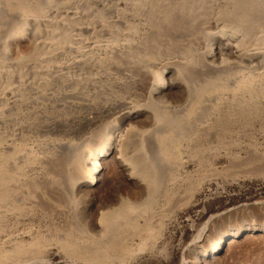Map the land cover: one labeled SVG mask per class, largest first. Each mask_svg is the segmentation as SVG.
I'll list each match as a JSON object with an SVG mask.
<instances>
[{
    "label": "bare ground",
    "instance_id": "bare-ground-1",
    "mask_svg": "<svg viewBox=\"0 0 264 264\" xmlns=\"http://www.w3.org/2000/svg\"><path fill=\"white\" fill-rule=\"evenodd\" d=\"M150 1L81 0L80 10L65 13L70 17L66 34L51 31L49 40L44 39L41 58L25 60L15 71L5 73L0 88V248L5 253L0 264H210L231 241L255 232L264 234V225L253 224L248 218L264 211V172L228 181L217 173L218 167L228 162V145L193 144L199 134H212L214 121L232 102L228 105V62L215 63L217 49L229 51L247 64L264 60V50L246 53L224 35L215 36L216 42H211L212 38L205 41L209 49L201 54L199 66L188 64L175 70L180 62L168 57L167 52L161 53L155 43V27L164 14L154 10ZM202 19L212 24L215 18L207 14ZM197 70L208 76L201 89L199 80L186 79ZM262 70L263 77L264 67ZM224 74L225 79L217 78ZM172 76L181 89L184 87L185 97L181 98L193 104L191 111L180 106L179 116L186 120L199 114L200 121L172 160L161 145L152 146L154 157L146 149L133 150L127 156L130 132L115 123L105 136L85 148L49 136L44 139L48 132L55 134L67 125L82 127L116 107H131L137 96L147 98L150 107L129 112L118 120L122 125L141 112L153 115L151 119L157 122L161 108L166 110H162L166 118L171 110L176 113L165 99L173 86ZM250 82L249 78L242 79L239 86L244 89L251 86ZM82 110H93L96 115H74ZM109 163H115L119 173L116 190L110 189ZM58 166L71 170L77 190L62 198L74 205L84 197L82 206L89 219L83 231L62 233L67 227L62 215L46 217L32 209H8L11 195L21 197L38 181L50 184L49 173ZM219 182H224V190L213 192L211 187L217 189ZM236 188L240 189L238 194L229 193ZM98 189L100 194H96ZM181 190L189 195L183 205L177 203ZM145 196L146 204L141 207L138 202ZM225 220L228 228L219 229ZM17 226L28 230L16 234ZM15 256L16 262L5 260Z\"/></svg>",
    "mask_w": 264,
    "mask_h": 264
},
{
    "label": "rangeland",
    "instance_id": "rangeland-1",
    "mask_svg": "<svg viewBox=\"0 0 264 264\" xmlns=\"http://www.w3.org/2000/svg\"><path fill=\"white\" fill-rule=\"evenodd\" d=\"M152 1L153 0H151L150 3H153V9L160 11L161 14H164L162 15L161 21L159 20L160 22L158 21L155 27V36L158 38L157 39L154 37L155 43L158 44V48L160 47L159 49L161 50V53L165 54L167 52L166 54L168 57L172 56L173 58H176L178 62H180L178 64L179 66L177 65V67H175V70H181L184 65L188 64L195 67L199 66L200 62L203 61L201 54L205 51V49L206 51L209 49V47H206L205 41L213 39L211 42H216L217 39L223 35L228 38L229 43L231 42V44L240 47L246 53L248 51L249 53H252L256 50H259L260 48L264 50V0H214V2L211 0H204V2L203 0ZM81 8V0H0V88L2 84L1 81H3L5 73L12 70L15 71V68L19 66L18 64H21V62L25 60H30L32 62L43 56V42L45 40L47 41V39L49 40L48 37H51V31H58L61 35L64 33L66 34V23H68V18H70L67 17V14L73 9V11H75L76 9L80 10ZM66 12L67 14L65 15ZM207 14H212L214 16L215 19L212 24H205L203 21L202 18ZM156 28L158 29L156 30ZM219 50L220 51L217 49L216 51L218 52V58L216 59L215 63L218 64L222 61L228 62V105L231 101L232 102L228 106V109L224 110L222 114L214 121V123L217 125L213 123L214 126L211 130L212 134H199L198 137L194 138L193 144L199 147H217L219 145H224V147H226L228 145V162H226L223 166L224 169L223 167H218L220 169L217 170V173L227 177L228 181L231 178L237 177L239 175H260L264 172V170L261 172L259 171L260 165L264 163V96H261L264 92V76H261L263 71L262 69L264 67V60L247 64L243 61L241 62V59L239 60V58L235 56L233 57L229 51L227 52L223 49ZM177 52L179 55H177ZM195 72H192V75L186 77V79L190 80L196 78L199 80L196 81L200 85L199 87L201 89V87H203V85H205L207 82L206 78L208 76H206L207 74L201 70H197ZM225 76L226 75L224 74L223 77L220 76L217 78L225 79ZM246 78L252 80L253 84L250 82L251 86L241 89L240 80ZM170 81H172L173 86L169 91L170 95L167 93V97L165 99L168 106L172 109H175L176 113L174 111L172 112L171 110L168 115L167 113L165 114L166 118H163V112L166 110L161 108L158 115H161L162 118L158 117L157 122H154V119H151L152 117L150 116L153 115L147 116L141 112L137 117L138 119L135 118L134 120L132 119L130 121L126 120L122 125L118 120L125 117L129 112H134L138 109H147L146 106L150 107L147 98H141L137 96V101L134 100L133 104H131V107L130 105L116 107V109L110 111L111 113L96 119V121L91 124H84L82 127L77 128L75 125H73L75 130L69 125V127L72 128L70 130L67 125V127H64V129L60 128V131H55V134L54 131H52L53 133L48 132L46 136H44V139H47V136H49V139L52 137V139L56 138L55 140L57 141L62 139L70 144L78 145L77 147L85 148L92 146L97 142V140L105 136V134H107V132L115 123L114 125L118 124L122 130L128 129L130 132V135L128 136V140L130 142H128L129 148L127 150V156H130L133 150L136 152L141 149H146L150 151V156L153 154L154 157L156 156V152H153L154 149H152V146L161 145L162 147L165 146V149L163 150H166V153L168 152L169 157L172 156L170 157V160H172L173 157H177V153H181L180 150L183 146V141L188 139V135L193 133V129H195L194 127H196L200 121H198L199 118H197L199 114H196L195 117H193L194 119H187L186 117V120L179 116L180 113L178 114V112L180 106H185L184 109L189 108V111H191L193 104L190 106L189 101L186 102L183 100L185 97L183 90L184 87L181 89L178 83H175L177 82V78L172 76ZM234 89L236 91H234ZM239 92L242 94L240 95ZM259 96H261L262 99ZM256 98H258L259 101ZM142 99L144 100L142 101ZM248 100L252 101L249 103ZM231 104L233 105L231 106ZM105 106H108V104ZM155 108L157 109V107ZM74 115L76 117L87 116L89 118H93L96 114L93 112V110H82L80 112H75ZM172 119L173 121H171ZM156 126L160 127L161 129H158ZM179 127L181 131H179ZM215 127L218 128V130ZM185 128L187 129L185 130ZM214 128L216 130H214ZM157 133L161 134H159L160 137ZM220 134L222 136L219 137ZM143 143H145L146 146H144ZM173 151L174 153H172ZM261 157L262 159H260ZM115 165V163H109L107 173L110 171L109 176L113 180V183L110 185V189L113 188L116 190L117 185L115 180L118 179L119 173L115 171ZM255 168L257 169V172ZM52 170L53 171L49 173V176L51 175L50 184H46L43 181H38L32 185L30 189H28L23 195H21V197L17 195H11L10 199L7 201L9 211L32 209L35 213L45 215L46 217L51 216V214H55L58 217L62 215V219L65 220V224L67 226L66 230L62 233H68V231H72V233H74L81 228L83 231L84 225L87 224L89 219L88 216L86 217L87 213L84 211L85 209L83 207L85 206L84 202H82L84 197L76 201L74 205H70V203L66 201L65 198H62V196H69L71 193H77V190L74 187L75 184L73 182V176L71 175V172H69L71 170L68 171V169H65L63 166L55 167ZM160 173H163V171ZM160 173L159 175H161ZM51 187H55V190H53ZM224 188V182H219L217 189L216 186H214L211 187V190L215 192L224 190ZM96 191V194L101 193L99 192V189ZM228 191L230 194H238L240 189L236 188L234 190ZM27 194L29 196H27ZM24 195L25 197H23ZM188 196L189 195L187 192L181 190L177 197V203L183 205L187 202L186 200H188ZM146 200V196L140 199L138 202L139 205L144 207ZM21 203H23L25 207L23 204L21 205ZM33 205H35V208H33ZM76 206H78V209ZM56 209L62 210L61 213L55 212ZM248 218L250 222H254L253 224L264 225V211H260L258 215H252ZM107 219L110 220L111 217L109 216ZM19 228L22 229V232H20ZM227 228L228 220H225L219 229ZM27 230L28 228L22 226H17L15 229L16 234L23 233V231L25 232ZM246 236H243V239L241 238L240 240L231 241L232 243L226 247L222 254H220L218 258L212 260L210 264H264V234L255 232L253 234H246ZM0 250V256H2L5 252L2 248H0ZM16 258V256L11 257V259L14 261L10 258H6L5 260L16 262ZM43 259L48 260L46 257ZM142 264L156 263L148 261Z\"/></svg>",
    "mask_w": 264,
    "mask_h": 264
}]
</instances>
